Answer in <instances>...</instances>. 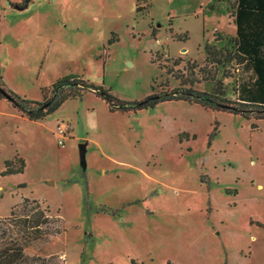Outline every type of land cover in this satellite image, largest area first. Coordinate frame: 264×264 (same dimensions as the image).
Masks as SVG:
<instances>
[{"label":"rangeland","instance_id":"1","mask_svg":"<svg viewBox=\"0 0 264 264\" xmlns=\"http://www.w3.org/2000/svg\"><path fill=\"white\" fill-rule=\"evenodd\" d=\"M21 2L0 0V82L34 101L67 75L127 102L167 92L179 82L164 66H203L231 30L230 4L212 0ZM6 161L24 173L2 176ZM25 199L61 218L25 244L51 264H264V120L181 101L111 112L88 92L30 121L0 97V221ZM10 227L6 242L22 239Z\"/></svg>","mask_w":264,"mask_h":264},{"label":"trees","instance_id":"2","mask_svg":"<svg viewBox=\"0 0 264 264\" xmlns=\"http://www.w3.org/2000/svg\"><path fill=\"white\" fill-rule=\"evenodd\" d=\"M34 0H22L14 4L18 9H27ZM230 4L237 25L235 36L219 33L204 48V65L189 60L182 69L181 59H176L167 68V74L179 82V86L167 92L150 95L139 101H124L113 95L109 89L95 85L76 75H67L49 87L41 88V101L21 97L0 82V97L7 99L23 116L30 121H40L56 113L69 100L81 99L84 94L94 92L97 97L109 104L111 112L141 111L154 108L162 102H187L204 109L239 115L247 120H264V0H212L208 8L214 11L216 4ZM189 37L182 41H187ZM114 41L110 40V44ZM241 72H249L252 81L241 78ZM238 75L233 90L237 100L228 97V84L225 80ZM2 76L0 75V80ZM204 90H198V84ZM6 161L2 176L23 174L22 165ZM10 165L12 167H10ZM61 218L50 216L41 209L36 200L25 199L18 208L12 209L10 216L0 224V264H51L41 257H28L24 250L30 236L38 238L46 228L60 224ZM22 233V239H12L7 243L4 235L11 231ZM258 226L264 228V225ZM59 227L48 233L47 238L59 234ZM41 234V235H40ZM59 264V263H55Z\"/></svg>","mask_w":264,"mask_h":264},{"label":"crops","instance_id":"3","mask_svg":"<svg viewBox=\"0 0 264 264\" xmlns=\"http://www.w3.org/2000/svg\"><path fill=\"white\" fill-rule=\"evenodd\" d=\"M226 17H223L224 19H226L227 21H229L230 23V36H235L237 34V25H236V21H235V17L233 16V11L231 9L226 10ZM235 23V25H234ZM233 24V25H232Z\"/></svg>","mask_w":264,"mask_h":264},{"label":"water","instance_id":"4","mask_svg":"<svg viewBox=\"0 0 264 264\" xmlns=\"http://www.w3.org/2000/svg\"><path fill=\"white\" fill-rule=\"evenodd\" d=\"M87 147H88V144L87 143H82L80 145V158H81V164L84 167V169L87 168V165H86Z\"/></svg>","mask_w":264,"mask_h":264},{"label":"built area","instance_id":"5","mask_svg":"<svg viewBox=\"0 0 264 264\" xmlns=\"http://www.w3.org/2000/svg\"><path fill=\"white\" fill-rule=\"evenodd\" d=\"M65 129H66L65 127L60 128L61 139L58 141V143L61 144V145H64Z\"/></svg>","mask_w":264,"mask_h":264}]
</instances>
